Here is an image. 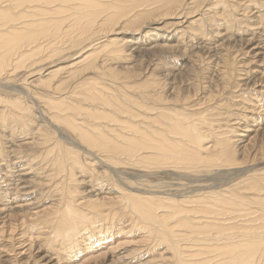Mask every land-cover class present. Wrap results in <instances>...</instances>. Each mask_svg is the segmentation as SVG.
I'll return each mask as SVG.
<instances>
[{
  "label": "bare ground",
  "instance_id": "6f19581e",
  "mask_svg": "<svg viewBox=\"0 0 264 264\" xmlns=\"http://www.w3.org/2000/svg\"><path fill=\"white\" fill-rule=\"evenodd\" d=\"M146 1L148 8L158 7L144 13L136 12L134 20L122 21L119 26V18L138 9L139 1L126 7L123 5L125 0H108L103 5L97 4L98 0H0V81L22 69L38 76L34 81L38 86L34 88L40 93H31L28 89L30 94L27 95L24 87L12 88L0 83V89L17 91L21 96L15 99L0 97V102L4 103L0 121L4 123L13 119L19 128L33 135L32 143L27 145L48 148L44 158L50 168L46 183L52 189L56 187L54 193H57V198L42 216H37L42 220L41 227H49L46 243L49 248L60 245L65 250L75 249V244L81 239H78L81 229H95L96 223L108 221L110 217L106 214V206L119 205L122 209L128 208L136 217V224H139L136 227L148 231L153 238L155 234L160 236V245L166 243L172 253L171 263L264 264V173H259L261 169L258 171L252 165V168H241L242 164L236 157L237 144L232 142L230 131H220V119H217L222 115L223 106L219 97L227 94L228 90L237 88L238 92V88H243L257 97L261 93L263 96V33H254V28H251L254 31L252 36L212 34L214 42L209 45H205L198 35L195 44L182 45L189 52L190 57H186L176 36L170 33L151 40L143 35L142 29L161 23L164 18L179 17L189 4L182 5V0H161L162 4L157 0ZM103 7L105 11L100 13L99 9ZM223 9L226 11L228 7ZM106 11H109L107 16L103 15ZM122 11L126 12L119 15ZM259 12L262 13L261 10ZM183 21L176 25L184 24ZM230 22L229 25L232 24ZM113 33L124 34V38L119 41L106 39L104 60L100 58L104 49L96 52L100 46L91 49V54L82 60L83 64L81 61L82 65H78L79 68L71 71L68 77L58 79L61 71L43 76L45 66L52 63V59L67 53H83L95 39ZM227 43L231 48H237V53L244 52L247 59L235 62L230 54L223 53L225 50L222 47ZM251 47L253 49L249 51ZM144 51L156 53L154 59L162 61L164 69L159 64L161 71L160 68L159 72L152 70L151 78H145L147 71L142 70L140 91L131 96L135 91L129 93V83L120 81L122 71L131 69L115 65L126 60L128 53L139 58ZM140 60H143L142 57ZM204 61H208L209 67L203 65ZM181 76H187L188 90H180L177 86ZM238 77L243 79L237 80ZM261 99L259 101H263ZM177 103L181 104L176 106ZM28 104L32 105V113ZM195 107L197 110H193ZM262 112L264 114V109ZM244 113L243 110L234 113L237 118H233L234 122L242 124H238L241 128L245 127L243 132H251L252 125L264 119V115H259L254 122ZM64 130L74 139L68 137ZM6 140L9 138L0 128V158L3 157L2 161L9 165L13 160L8 150L16 155L20 148L25 149V145L11 141V146L6 148L3 144ZM2 151L7 156L4 157ZM92 162L103 172L107 184L105 190L115 195L105 199V204L97 198L99 188L92 182L84 183L87 186L84 188L91 198L95 195L96 200L83 202L84 197L80 196L83 191L79 188L82 182L79 174L86 175L88 170L97 173L93 167H87ZM124 166L150 171V175H132L120 169ZM229 167H240L235 175H231L235 178L233 180L239 179L237 182L220 184L205 177L208 173ZM0 168L2 171L1 165ZM156 174H168L173 182L182 185L177 188L172 181L163 180L157 183L152 177ZM216 176L220 178L223 175ZM207 179L211 184L207 183ZM20 180L23 181V177ZM170 187L172 192L167 190ZM5 213L0 208V216ZM186 240L198 243L199 248H202V242L206 246L195 251L190 247L192 245L187 246ZM182 242L186 246L181 245ZM201 256L204 257L201 261L194 259ZM45 261L48 264L60 263V259L55 260L51 255H47Z\"/></svg>",
  "mask_w": 264,
  "mask_h": 264
},
{
  "label": "rangeland",
  "instance_id": "374dc122",
  "mask_svg": "<svg viewBox=\"0 0 264 264\" xmlns=\"http://www.w3.org/2000/svg\"><path fill=\"white\" fill-rule=\"evenodd\" d=\"M106 1L108 2V0H100V1L98 0V2L96 3L103 5V4H107ZM131 1L132 2L125 0V4L123 5L128 7V6H131L134 1H139L138 5L140 6L138 9L133 10L131 14L120 17L118 21L119 26L122 21L134 20L132 18L136 12L144 13V12H147L148 9L150 10L155 7H158V6H150L148 8L149 3L146 0H131ZM157 1H159V3L162 4L160 2L161 0H157ZM216 3H219V4H216ZM184 4H189L190 9L189 8L185 9V11H183V13L179 15V17L164 18V20L161 21V23H158V24L154 23L152 24V27L146 28L144 30L142 29V31H144L143 35L146 36L147 39L149 38L153 40L154 38L156 39L159 37L161 38L162 36L164 35L167 36L171 33L170 34L171 36H176V41H178L177 42L178 44H180V42L182 43L181 44L182 50H184L183 46L186 44L187 45H190L191 43L195 44L197 41L195 37H198V35H200L199 38L201 37L200 40L203 41L205 45H209L214 42L212 41L213 40L212 34L214 36L215 35L218 36L219 33H221L220 35L229 37V35L235 36L236 34L238 35L244 34V35L252 36V34L259 32L260 34L263 33V36H264V16H262V14L264 15V0H182V5ZM222 4L224 5L225 8L226 7H228V9L230 8L229 11H232V12H229L228 9H226L225 11V9H223L224 7ZM258 10L259 11L261 10L262 13L259 12ZM103 11H105L104 7L101 10L99 9L100 13H103ZM198 11H200L201 14L200 13L198 14ZM125 12L122 11L119 15L124 14ZM187 13L189 14L187 15ZM229 13H230V16H229ZM259 13H261L260 16H259ZM108 14H109V11H106L103 15L107 16ZM218 14L219 15L221 14V17ZM234 15H235V18L233 17ZM237 16L238 18H236ZM238 19L242 20L240 21V24H242V26L239 24ZM213 20H215L216 22H214ZM143 21L145 20H142L141 22ZM180 21H183L184 24L177 26L176 23ZM243 21H247L244 23L250 27L246 25L245 26L246 28H245L244 27L245 24L242 23ZM229 22L230 24L231 23L232 24L229 25L228 24ZM235 22L237 23L235 24ZM223 23H226L228 25L226 26V24H223ZM253 24H257V25H253ZM240 26L241 28H239ZM114 27L115 26H113V28ZM200 28L201 29L203 28L202 31ZM251 28L252 29L254 28L255 32ZM247 29H250V31L249 30L247 31ZM117 32L119 33L120 30ZM108 38L110 41L112 40L116 41V39L117 41H119V39L122 40V38H124V34L117 35L113 33L111 35H108V37L107 36L100 37L99 40L95 39L93 42L90 43L89 47L84 49L86 52L83 51V53L82 51H80V53L74 52L73 54L67 53L66 55L65 54H62L61 56L59 55V58L52 59L53 62L45 66L43 76L45 77L49 73H60L61 71L58 79L68 77L71 71H74L75 69L79 68L80 65L83 64L84 59L87 58L89 54H91L92 52L91 49L99 48L100 46H102L100 47L99 51H96V52H101L105 48L104 46H105V43L107 42L106 39L108 40ZM217 39H219V41L222 40L221 38H217ZM222 48L223 50H225L222 52L230 54L231 58L235 62H241L247 59L243 55L244 52L240 51V53H237L238 49L231 48L229 43H227L225 47H222ZM251 49H253V47H251L249 51H251ZM106 50L107 49H104L102 51L103 54L102 53H101L102 55L100 54V58L102 60L105 59V55L107 53ZM183 52H184L183 55H185L186 57H190L189 52L185 50ZM128 54L129 56H125L126 60H122V62L120 61L118 64L116 63L117 65L115 66L120 68V66L122 65L128 69L129 68L131 69V70H127V72L122 71V73L120 74V78L122 79L120 81L123 83H129V86L131 87L129 89V93L130 92L132 93L135 91L134 94L131 96H134V95L136 96V94L140 91L139 84L143 82V80H141V77L143 75L141 74L142 70L147 71L146 76L149 75L148 77L145 76V78H151L150 76L153 73L152 70L155 69L154 72L157 71L158 68H160L159 64L162 65L163 63L162 61L158 62L157 61L158 59L155 60L154 56H157V55L156 53L151 52V51H144L140 54L143 60H140L141 57L138 58L137 55L130 56L131 53H128ZM148 59H150V61ZM81 61H82V64H81ZM138 61H140L142 64H140V62ZM203 65L209 67L208 61H204ZM161 68L164 69L163 65ZM161 68L159 69L160 71H161ZM121 70L123 69H120L119 71ZM130 71L131 73L129 74L128 72ZM16 72L18 73H15V75L12 73L13 76H11L10 78L6 76L3 77L0 83L3 85H9V87H12V88L17 87L18 89L20 88L23 89L24 87L25 90L23 91L25 94L27 93V95L30 94V91H32L31 93H34V92L40 93L38 89L36 90L34 88V86H38L37 83L36 84L34 83V81L37 80L38 76L30 75L31 72L29 70L27 72L25 69H22L19 71L17 70ZM241 73L237 75H241ZM35 74H38V73L36 72ZM186 79H187V76L186 78L185 76L183 77L181 76V78H179V80L177 81V86L180 88V90H183V91L188 90L187 88H189L188 86L189 82ZM241 79L243 78L242 77L237 78V80H240V81ZM183 80H186V81L183 82ZM22 81H25L26 83ZM235 89L237 90V88ZM235 89L228 90L226 92L227 94L225 93L221 94L220 97L222 99L219 97L220 102H221L220 104H223V106L221 107L222 113L220 112L222 115H219L220 117L217 116V119H220V122H219L221 124L220 131L222 132L230 131L229 135L231 136V138H233L232 142L234 141L233 143L237 144L235 145V147H238L236 148L237 150L236 157L239 159V161L242 164L241 168L244 169V166L252 168L251 167L252 165V166H256V169H258L259 171L260 169L262 170V168H264L263 166L264 165V119L263 121H260L261 123L260 124L255 121L256 120L255 118L256 116L258 117L259 115H264L262 114L263 113L262 111L264 109L263 108L264 94L262 96L263 99H261L262 93L260 94V96L257 97L255 94H252V91H250L251 93L249 92V90L245 92L243 88L241 89L238 88V92H237ZM241 91L243 92L241 93ZM129 93L127 92V94ZM234 93L235 94L237 93L236 95L237 96L239 95V96L234 97L236 96ZM0 97H3L5 99L7 98L15 99V98H20L21 96L17 91L14 92L10 89H0ZM23 97H24V94H23ZM252 98L254 99L252 100ZM260 99L263 101H259ZM249 103L251 104V106L252 105L254 106L251 108ZM180 104L181 103H177L175 105L179 106ZM28 105L29 107H31V110H32L31 113H32L33 112L32 105L30 104ZM3 107H4V103L0 102V113L4 111ZM241 107L243 109H241ZM193 110H197V107L193 108ZM242 110L246 112L244 114L248 115L251 121L256 122L255 125H252L254 127L251 128L252 129L251 132H243L245 131V127L241 128L240 125L242 124L238 123L239 121L234 122L233 120V118L235 119L236 117L234 113H237L239 111L242 112ZM249 111L250 112L253 111L252 112L253 114H250ZM26 114L28 115V113ZM228 119H231V120H228ZM4 123H6L7 125H5ZM4 123L0 121L1 130H3V133L6 134V136L9 138V140L3 141V144L6 145L5 147L9 148L11 146L10 145L11 141H14V143L24 144L25 149L20 148L18 151V154L16 155L12 154L13 153L12 150L10 149L8 150V152L11 153L9 157H11V160H13L12 162L14 165L12 164V162L9 163V165H7V163H5L6 161H2L3 157L0 158V161H1L0 165L2 166V169H3L2 171L0 170L2 172V173L0 172L1 173L0 174V208L5 210L6 212L4 215L0 216V264H48L47 261H45V257L47 255L48 256L51 255L55 260L60 259V263L58 264H71V263L72 264H86V263L87 264H163V263L164 264H174V263H171L170 257L172 256V253H170L171 251L166 246V243H163L160 245L162 241L160 236L155 234V238H153L152 235L147 233L148 231L141 229V227L140 228L136 227L137 225H139V224H136L138 222L135 219L136 217L132 216L133 214H131V211L128 208L122 209L119 207V205H115V206L107 205L106 206V214L112 220L109 218L110 220L108 219V221L102 220L96 223L97 225L95 224L96 226H94V228L96 227L95 229H86V230L81 229L80 233L82 235L84 234V236H82L81 234L79 235L78 239L79 238L81 239H79L78 242L75 244L76 246L74 247L75 249L71 250L73 253L70 251V249L65 250L64 246L62 247L60 245H55L56 248L54 246H53L54 248L53 247L49 248V244L46 243L48 239V235H49L48 233L50 232L49 227H46V226L41 227L40 224L42 223V220L39 219V217L42 216L43 212L49 209V207L53 205L52 203L54 202V200H56L57 198L55 197L57 193H54V189L56 187L52 189V187L48 186L49 184L46 183V176H48L47 172L50 168L47 167L46 165L47 160L44 158L46 156V152L48 148L44 145L40 147L38 146L31 147V145H27L29 143H32L34 139L33 135H29V132L24 131L25 129H22L21 127L19 128L18 124H16L13 119L7 120ZM9 124L11 125V127ZM234 130L236 131V133L234 132ZM255 130H258V133H255ZM64 132L66 133L68 137L74 139L73 136L68 131L64 130ZM2 150L4 151V146ZM3 153L6 154V155L3 154L4 157L7 156L6 152H3ZM92 163H88L87 167L89 168L93 167L92 168L94 169L93 171L95 170L97 171L96 174L94 172H91L90 170L86 172V175H82V173L79 174V178L82 181L79 188L81 192L83 191L80 196L84 197L83 202L96 200V196L94 195L91 198V194H88L84 188L86 186L84 183L92 182V185L95 184L99 186V187L98 186L96 187V188H99L97 189V192H98L97 198L101 200L103 204H105L107 203L104 201L105 199H108L109 197L113 198L115 197V195H110L109 191L105 190L107 188L106 187L107 184L104 181L105 177L103 175V172L100 169H98V167L94 164V162ZM41 167L44 169L39 170ZM124 167H120V169L121 170L125 169L126 171H129L132 175H135V176L150 175L149 173L150 171H147V170L143 171V169H139V168L135 170V168H128V167L124 168ZM238 168L229 167L228 169L217 170V171H214V173L206 174L205 177H207L208 179L210 178L215 179L220 184H228L229 181H232L231 182L232 184L239 180V179L233 180L235 178L231 176L232 174L235 175V172H237ZM261 170L259 173H264V171L263 170L261 171ZM77 172H79V170ZM90 172L94 174L92 175ZM216 174H222L223 176L219 178L216 176ZM20 177H23L24 180L18 181ZM152 177H153V180L157 183L163 180L164 182H168V183L169 181H172V184H175L177 188L178 186L182 185V184L173 182V179L170 176H168V174L166 175L156 174ZM96 179H99L100 182L99 181L96 182ZM208 179H207V183L211 184V182H209ZM102 181L104 182L102 183ZM88 186H91V184ZM177 188H174V189H177ZM102 190H105V191H102ZM167 190L172 192L173 189L172 187H170ZM17 208H20L21 210ZM186 241L185 242L187 243V246L192 245L190 247H193L195 251L204 249L206 246V244L202 242L201 243L202 248L201 247L199 248L200 245L198 243H193L189 240H186ZM186 243L182 242L181 245L186 246ZM60 247H62L64 251ZM186 254H188V252H186ZM201 258H204V257L201 256L200 258H194V259L200 260Z\"/></svg>",
  "mask_w": 264,
  "mask_h": 264
}]
</instances>
